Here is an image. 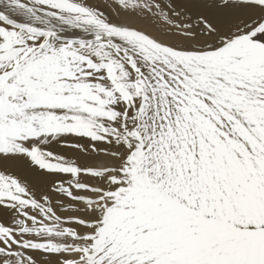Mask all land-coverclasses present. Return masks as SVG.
Returning <instances> with one entry per match:
<instances>
[{"label":"snow or ice","instance_id":"1","mask_svg":"<svg viewBox=\"0 0 264 264\" xmlns=\"http://www.w3.org/2000/svg\"><path fill=\"white\" fill-rule=\"evenodd\" d=\"M0 264H264V0H0Z\"/></svg>","mask_w":264,"mask_h":264}]
</instances>
